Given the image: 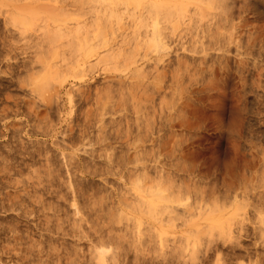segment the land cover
Listing matches in <instances>:
<instances>
[{"label":"rangeland","instance_id":"374dc122","mask_svg":"<svg viewBox=\"0 0 264 264\" xmlns=\"http://www.w3.org/2000/svg\"><path fill=\"white\" fill-rule=\"evenodd\" d=\"M152 1L0 0V8L6 6L0 9V264H264V0H218L219 6L212 0H155L168 1L164 8L173 11H166L169 20L159 14L167 19L166 26L161 20L166 40L137 45L131 37L119 50L123 56L95 60L94 47L117 50L128 41V25ZM28 104L40 110V121L29 116ZM127 122L135 128L127 130ZM81 124L92 139L100 125L111 131L105 140L111 150L116 144V160L131 154L121 160L125 166L115 157L105 161L108 147L88 145L99 150L83 154L76 139ZM69 141H76L74 148ZM27 148L40 150L37 163L26 160ZM40 179L44 189L30 186ZM46 186L59 194L45 193Z\"/></svg>","mask_w":264,"mask_h":264},{"label":"bare ground","instance_id":"6f19581e","mask_svg":"<svg viewBox=\"0 0 264 264\" xmlns=\"http://www.w3.org/2000/svg\"><path fill=\"white\" fill-rule=\"evenodd\" d=\"M22 1H23V0H22ZM199 1H200V0H199ZM208 1H209V0H208ZM212 1L214 2L215 5H218V4L221 5V4H220V1H219V3L216 4V2H218V0H212ZM2 2H3V1H2ZM107 2H108V1H107ZM110 2H111V1H110ZM167 2H168V1H167ZM167 2H166V1H165V2H164V1L161 2V1H155V0H154V2L152 1L151 3H147V5H145L146 10L144 11L146 14H139L137 17L134 18V20L132 21V23H130L131 25H130V26L128 25V29H130V31H131V32H130L131 35H129V34L126 33V35H129V36H128V37H129L128 41H126V39H123V40L121 39V40H122V41H120V42H121V45H120V46L118 45L119 47L116 46V49H117V50H114L115 48L113 49V46L111 47V45L108 46V48H107V46H106L105 48H107V50H106L105 48H103L104 51H105V52H103V53H102V51L99 52V50H103L101 47H99V48H100V49H99L98 46H97V48L99 49V50L97 49L98 52H97L96 48L94 47V48H93L94 51H92L93 53H92V52H91V53H92V55L95 54V55H93V57H94V56L96 57L95 60H97L98 62L103 60L102 62H104V59H105V58H110V57L113 58V55H114L115 53H117V52L119 53V52L121 51V48H123V47H122L123 44L125 45V44H128V43H129V40H131V37L133 38L132 40H133V41L135 42V44H137V45H138L140 42H144V41L147 42V43H148V42L150 43V40H153L154 38H157V37H161L160 39L163 41L164 38H166V36H165L166 34L164 35V30L166 29V31H167V28L163 27V24H164L165 26L168 24V23L166 24L165 21H164L166 18H164L165 16H164L163 13L165 12V15H166L167 19H168V17H170V15H167V14H166V11H167V10H165V8H164L165 5H167V4L169 3V2H168V3H167ZM213 2H212V3L210 2V3L213 4ZM221 2H222V1H221ZM4 3H5V2H4ZM124 3H126V2H124ZM166 3H167V4H166ZM203 3H204V1H203ZM206 3H207V2H206ZM206 3H205V4H206ZM1 4H2V3H0V5H1ZM23 4H24V3H23ZM119 4H120L121 6H123V9L121 8V6H120V8H121L122 10H124V9H125V8H124L125 5H124V4L122 5V3H119ZM174 4H175V3H173L172 5L174 6ZM110 5H111V4H110ZM169 5H171V4H169ZM176 5H177V4H175V6H176ZM206 5H207V4H206ZM219 5H218V6H219ZM222 5H223V3H222ZM239 5H240V4H239ZM19 6H20V5H19ZM21 6H22V4H21ZM107 6H108V5H107ZM114 6H116V4H115ZM175 6H174V7H175ZM181 6H182V5H181ZM2 7H5V9H6V6H5V5H3ZM2 7H1V8H2ZM22 7H23V6H22ZM104 7H105L106 10H108V8L111 7V6H108V8H107L106 5H105ZM170 7L172 8V6H170ZM170 7H169V8H170ZM176 7H177V6H176ZM194 7H195V6H194ZM208 7H209V6H208ZM1 8H0V9H1ZM12 8H13V7H12ZM14 8H15V7H14ZM17 8H18V6H17ZM111 8H112V7H111ZM111 8H109V10H110ZM115 8H116V7H115ZM115 8L113 7L112 9H115ZM118 8H119V7H118ZM120 8H119V9H120ZM169 8H168V6L166 7V9H168V10H169ZM203 8H204V7H203ZM215 8H216V7H215ZM222 8H223V7H222ZM5 9L3 8V10H5ZM20 9H21V7H20ZM24 9H25V8H24ZM112 9H111V10H112ZM176 9H177V8H176ZM178 9H179V7H178ZM196 9H197V7H196ZM217 9H218V8H217ZM228 9H229V8H228ZM16 10H17V9H16ZM27 10H30V9L27 8ZM32 10H33V9H32ZM111 10H110V11H111ZM163 10H164V11H163ZM172 10H173V9H172ZM197 10H198V9H197ZM202 10H203V9H202ZM204 10H205V9H204ZM214 10H215V9H214ZM220 10H221V9H220ZM223 10H224V8H223ZM223 10H222V11H223ZM114 11H115V10H114ZM117 11L119 12L120 10H117ZM161 11H162V12H161ZM174 11H175V10H174ZM178 11H179V10H178ZM194 11H195V10H194ZM198 11H199V10H198ZM216 11H217V10H216ZM4 12H5V11H4ZM7 12H8V11H7ZM18 12H19V11H18ZM160 12H161V14H163L164 17L161 16V15L159 16ZM167 12H168V11H167ZM191 12H192V11H191ZM120 13H121V12H120ZM142 13H143V12H142ZM170 13H171V11H170ZM170 13L168 12V14H170ZM176 13H177V12H176ZM5 14H6V13H5ZM32 14H33V12H32ZM118 14H119V13H118ZM171 14L173 15V11H172ZM203 14H205V13L203 12ZM227 14H228V13H227ZM172 15H171V16H172ZM178 15H179V14H178ZM192 15H193V14H192ZM5 16H7V15H5ZM119 16H120V14H119ZM175 16H176V15H175ZM182 16H183V15H182ZM200 16H201V15H200ZM203 16H204V15H203ZM215 16H216V15H215ZM19 17H21V16H19ZM19 17H18V19H19ZM31 17H32V16H31ZM159 17H160V18H159ZM179 17H180V16H179ZM195 17H197V16H195ZM201 17H202V16H201ZM225 17H226V16H225ZM4 18H5V17H4ZM29 18H30V17H29ZM32 18H33V17H32ZM162 18H164V20H163ZM180 18H181V17H180ZM183 18H184V17H183ZM197 18H198V17H197ZM212 18H213V17H212ZM27 19H28V18H27ZM101 19H102V18H101ZM167 19H166V21H167ZM176 19H177V16H176ZM193 19H194V18H193ZM96 20H98V19H96ZM99 20H100V19H99ZM104 20H105V18H104ZM106 20H107V19H106ZM106 20H105V21H106ZM161 20L164 21V22L162 21L163 24H162ZM168 20H169V19H168ZM183 20H184V19H183ZM194 20H195V19H194ZM57 21H58V20H57ZM178 21H179V20H178ZM191 21H192V19H191ZM198 21H200V20H198ZM219 21H220V20H219ZM59 22H60V21H59ZM169 22H170V21H169ZM174 22H175V21H174ZM176 22H177V21H176ZM187 22H188V21H187ZM228 22H229V21H228ZM56 23H58V22H56ZM100 23H101V22H100ZM110 23H111V22H110ZM181 23H182V22H181ZM189 24H190V22L188 23V25H189ZM191 24H193V23H191ZM199 24H200V23H199ZM227 24H228V23H227ZM57 25H58V24H57ZM102 25H103V24H102ZM188 25H187V26H188ZM103 26H104V25H103ZM109 26H111V25H109ZM192 26H195V27H196L197 25H196V23H195V25L193 24ZM209 26H210V25H209ZM81 27H82V26H81ZM98 27H99V26H98ZM200 27H201V26H200ZM204 27H205V26H204ZM218 27H219V26H218ZM75 28H76V27H75ZM82 28H83V27H82ZM90 28H91V27H90ZM95 28H97V27H95ZM95 28H94V29H95ZM141 28H143V30H142L143 32H142V33H140V30H139V29H141ZM190 28H193V27H190ZM54 29H58V28L55 27ZM73 29H74V28H73ZM91 29H92V28H91ZM211 29H212V28H211ZM219 29H220V28H219ZM52 30H53V28H52ZM71 30H72V29H71ZM197 30H198V29H197ZM221 30H222V29H221ZM78 31H79V30H78ZM126 31H127V30H126ZM187 31H188V30H187ZM187 31H186V32H187ZM189 31H191V30H189ZM211 31H212V30H211ZM52 32H53V31H52ZM81 32H82V31H81ZM91 32L93 33V30H92ZM94 32H95V30H94ZM221 32H222V31H221ZM85 33H86V32H85ZM88 33H89V32H88ZM96 33H97V32H96ZM98 33H99V32H98ZM128 33H129V32H128ZM132 33L137 34L138 37L141 35L140 38H141L142 40H139L140 38H138L137 36H136V37H137V38H136L137 40H136V39L134 40V36H135V35L132 36V35H133ZM190 33H191V32H190ZM222 33H223V32H222ZM51 34H52V33H51ZM58 34H59V33H58ZM90 34H91V33H90ZM90 34H89V35H90ZM124 34H125V31H124ZM46 35L48 36V34H46ZM76 35H77V33H76ZM87 35H88V34H87ZM89 35H88V36H89ZM91 35H92V34H91ZM97 35H98V34H97ZM126 35H122V38H126V37H127ZM168 35H170V34H168ZM194 35H195V34H194ZM223 35H224V34H223ZM88 36H87V37H88ZM92 36H93V35H92ZM92 36H90V37H92ZM95 36H96V34H95ZM95 36H94V37H95ZM99 36H100V35H98V37H99ZM101 36H102V35H101ZM105 36H106V35H104V37L102 36L103 38H101L100 40L105 39ZM108 36H109V35H108ZM123 36H125V37H123ZM162 36H163V37H162ZM164 36H165V37H164ZM219 36H220V35H219ZM94 37H93V39H94ZM48 38H49V37H48ZM74 38H75V37H74ZM88 38H89V37H88ZM99 38H100V37H99ZM99 38H98V39H99ZM106 38H107V36H106ZM193 38H194V37H193ZM46 39H47V38H46ZM52 39H53V38H52ZM76 39H77V38H76ZM90 39H91V38H90ZM191 39H192V38H191ZM197 39H198V38H197ZM56 40H57V39H56ZM78 40H79V39H78ZM111 40H112V39H111ZM165 40H166V39H165ZM165 40H164V41H165ZM167 40H168V39H167ZM194 40H195V39H194ZM79 41H80V40H79ZM90 41H91V40H90ZM102 41H103V43H104V40H102ZM100 42H101V41H100ZM105 42H106V41H105ZM81 43H82V42H81ZM81 43H79V44L81 45ZM90 43H91V42H90ZM101 43H102V42H101ZM107 43H110V42H109V38H108ZM114 43H115V42H114ZM156 43H157V42H156ZM185 43H186V42H185ZM195 43H196V42H195ZM92 44H93V42H92ZM117 44H118V43H117ZM163 44H164V42H163ZM93 45H94V44H93ZM104 45H106V44L104 43ZM104 45H103V46H104ZM128 45H130V43H129ZM81 46H82V45H81ZM95 46H96V44H95ZM101 46H102V45H101ZM103 46H102V47H103ZM165 46H166V45H165ZM88 47H89V46H88ZM109 47H111L112 49H111V48L109 49ZM114 47H115V46H114ZM76 49H77V48H76ZM80 49H81V50H82V49L85 50L83 47H82V48L80 47ZM108 49H109V50H108ZM81 50H80V52H81ZM95 50H96V51H95ZM119 50H120V51H119ZM184 50H185V49H184ZM86 51H87V50H86ZM122 51H123V50H122ZM125 51H126V50H125ZM88 52H89V49H88ZM52 53H53V52H52ZM120 53H121V55L123 54V52H120ZM125 53H126V52H125ZM125 53H124V54H125ZM53 54H54V53H53ZM76 54H77V53H76ZM87 54H89V53H87ZM201 54H202V53H201ZM206 54H207V53H206ZM54 55H55V54H54ZM85 55H86V53H85L83 56H85ZM89 55H91V54H89ZM92 55H91V56H92ZM114 56H115V55H114ZM119 56H120V54H119ZM119 56H118V58H119ZM122 56H123V55H122ZM53 57H54V56H53ZM77 57H78V56H77ZM81 57H82V56H81ZM86 57H88V56H86ZM51 58H52V57H51ZM75 58H76V57H75ZM83 58H84V57H83ZM112 58L109 59V62L112 61ZM122 58H123V57H122ZM63 59H64V58H63ZM78 59H79V58H78ZM124 59H125V57H124ZM124 59H123V61H124ZM87 60H88V59H87ZM176 60H177V58H176ZM176 60H175V61H176ZM114 61H116V57L114 58ZM123 61H122V62H123ZM156 61H157V60H156ZM177 61H178V60H177ZM64 62H65V61H64ZM185 62H186V61H185ZM86 63H87V62H86ZM178 63H179V62H178ZM75 64H76V66H77V63H75ZM176 64H177V63H176ZM185 64H186V63H185ZM56 65H57V64H56ZM86 65H87V64H86ZM187 65H188V64H186V66H187ZM83 66H84V64H83ZM47 67H48V66H47ZM54 67H55V66H54ZM80 67H81V66H80ZM45 68H46V67H45ZM182 68H183V67H182ZM194 68H196V67H194ZM52 69H53V72H55V69H54L53 67H52ZM52 69H51V70H52ZM56 69H57V67H56ZM48 70H49V69H48ZM183 70H186V69L183 68ZM192 70L194 71V69H192ZM201 70H202V69H201ZM199 71H200V70H199ZM50 72H51V71H50ZM143 72H144V71H143ZM178 72H179V71H178ZM18 73H19V72H18ZM44 73H46V72H44ZM144 73H145V72H144ZM171 73H172V72H171ZM191 73H192V72H191ZM194 73H195V72H194ZM10 74H11V73H10ZM46 74H48V72H47ZM55 74H56V72L53 73V75H55ZM160 74H161V73H160ZM186 74H187V73H186ZM51 75H52V74H51ZM144 75H145V74H144ZM153 75H154V74H153ZM169 75H170V74H169ZM172 75H173V74H172ZM196 75H197V74H196ZM196 75H195V76H196ZM146 76H147V75H146ZM159 76H160V75H159ZM173 76H174V75H173ZM191 76H192V75H191ZM161 77H162V76H161ZM171 77H172V76H171ZM181 77H182V75H181ZM193 77H194V76H193ZM40 78H41V77H40ZM159 78H160V77H159ZM44 79H45V78H44ZM46 79H47V78H46ZM160 79H161V78H160ZM160 79H159V80H160ZM170 79H171V78H170ZM175 79H176V77H175ZM179 79H180V78H179ZM181 79H182V78H181ZM38 80L40 81L39 77H38ZM38 80H37V81L34 80V82L36 81V85L38 84V83H37ZM173 81H174V80H173ZM189 81H190V80H189ZM193 81H194V80H193ZM43 82H44V81H43ZM43 82H42V83H43ZM40 83H41V82H40ZM42 83H41V85H42ZM45 83H46V82H45ZM140 83H141V82H140ZM148 83H149V82H148ZM148 83H147V84H148ZM161 83H162V81H161ZM175 83H176V82H175ZM43 84H44V83H43ZM144 84H145V83H144ZM149 84H150V83H149ZM177 84H179V83H177ZM186 84H188V83H186ZM209 84H210V83H209ZM36 85H35V86H36ZM141 85H142V84H141ZM159 86H160V88H162L161 85H159ZM177 86H178V85H177ZM184 86H185V85H183V87H184ZM21 87H22V86H21ZM120 87H121V86H120ZM153 87H154V86H153ZM166 87H167V86H166ZM33 88H34V87H33ZM155 88H156V90H157V87H155ZM155 88H154V89H155ZM168 89H169V88H168ZM176 89H177V88H176ZM179 89H180V88H179ZM181 89H182V87H181ZM107 90H108V88H107ZM165 90H166V89H165ZM184 90H186V89H184ZM104 91H105V90H104ZM158 91H159V90H158ZM161 91H162V90H161ZM169 91H171V90H169ZM173 91H174V90H173ZM177 91H178V90H177ZM182 91H183V90H182ZM96 92H97V91H96ZM154 92H155V91H154ZM165 92H167V91H165ZM183 92H184V91H183ZM179 93H180V92H179ZM184 94H185V93H184ZM160 95H161V94H160ZM179 95H180V94H179ZM179 95H176V96H179ZM147 96H148V95H147ZM150 96H151V95H150ZM171 96H172V95H171ZM189 96H190V95H189ZM163 97H164V95H163ZM185 97H186V96H185ZM7 98H8V97H7ZM56 98H57V97H56ZM59 98H60V97H59ZM78 98H79V97H78ZM181 98H182V97H181ZM96 99H97V98H96ZM151 99H153V98L151 97ZM157 99H158V98H157ZM6 100H7V99H6ZM168 100H169V99H168ZM69 101H70V100H69ZM161 101H162V100H161ZM55 102H57V101H55ZM159 102H160V101H159ZM29 103H30V102H29ZM60 103H61V102H60ZM83 103H84V102H83ZM174 103H175V102H174ZM151 104H152V103H151ZM14 105H15V104H14ZM16 105H17V104H16ZM16 105H15V106H16ZM29 105L31 106V104H28V107H27V108H29V109H27V113L29 114V116L31 115V116H33V118H36V119H37V117L39 116V111H40V110H39V111H37L38 109H37V110H32V109H34L35 107L33 108V106H32V107L30 108ZM33 105H34V104H33ZM160 105L162 106V104H160ZM183 105H184V104H183ZM45 106H46V105H45ZM50 106H51V105H50ZM55 106H56V105H55ZM45 108H49V107H45ZM50 108H51V107H50ZM56 108H57V107H56ZM58 108H59V107H58ZM1 109H2V108H1ZM25 109H26V108H25ZM191 109H192V108H191ZM29 110H30V112H29ZM57 110H59V109H56V111H57ZM168 110H169V109H168ZM44 112H45V111H44ZM46 112H47V111H46ZM172 112H173V111H172ZM49 113H50V112H49ZM169 113H170V112H169ZM28 114H27V115H28ZM40 114H41V112H40ZM47 114H48V112H47ZM57 114H58V113H57ZM171 114H172V113H171ZM58 115H59V114H58ZM31 116H30V117H31ZM47 117H48V116H47ZM38 119H39V118H38ZM38 119H37V120H38ZM49 119H50V118H49ZM130 119H131V118H130ZM133 119H134V118H133ZM37 120H36V121H37ZM40 120H41V119H39V121H40ZM84 120H85V119H84ZM87 120H88V119H87ZM100 120H101V119H100ZM134 120H135V119H134ZM138 120H139V119H138ZM182 120H183V119H182ZM187 120H188V119H187ZM78 121H79V120H78ZM82 121H83V120H82ZM82 121H81V122H82ZM85 121H86V120H85ZM85 121H83V122H85ZM120 121H121V120H120ZM130 121H131V120H130ZM150 121H151V120H150ZM0 122H1V121H0ZM135 122H136V121H135ZM135 122H134V123H135ZM160 122H161V121H160ZM21 123H22V121H21ZM85 123H86V125L88 124L87 121H86ZM85 123H84V124H85ZM144 123H145V122H144ZM152 123H154V122H152ZM156 123H157V122H156ZM21 125H23V124H21ZM140 125H141V124H140ZM145 125H146V124H145ZM159 125H160V124H159ZM3 126H4V125H3ZM25 126H26V125H24V127H25ZM81 126H82V124H81L79 127H81ZM100 126H101V125H100ZM100 126H98V129H97V130H98V131H97L98 133H96V138L94 137V139L90 138V136H89L90 133H88V134L86 133L85 129H86V127H87V128H89V127H88V126H85V125L81 127V130H80L81 133H80L79 135L77 134L78 138H76L75 135H74V138H76V139L78 140L77 142H80V143H81L80 145H82V147H83V148H82V151H81L83 154H89V155L91 154V155H90V157H91V156H92V153L95 152V151H98L99 149H100V150H101V149L105 150V149H107V147H108V149H107L108 151L106 150V153H108V152L111 150V149H109V144H108V142L106 141V140H109V136H110V134H111V131H110L109 134H106V133H105V130H103L104 128H101L102 126H101V127H100ZM125 126H126V125H125ZM127 126H128V128H126V129L128 130L129 127H130L131 125H129V123L127 122ZM143 126H144V125H143ZM157 126H158V125H157ZM165 126H166V125H165ZM16 127H17V126H16ZM21 127H22V126H21ZM113 127H114V126H113ZM136 127H137V124H136ZM141 127H142V126H141ZM5 128H6V127H5ZM131 128H132V127H130V129H131ZM134 128H135V127H134ZM134 128H132V129H134ZM145 128H146L145 126H144V129H143V127H142V130L144 131ZM147 128H148V126H147ZM158 128H159V127H158ZM160 128H161V126H160ZM160 128H159V129H160ZM15 129H16V128H15ZM19 129L22 130L21 128H19ZM19 129H18V130H19ZM132 129H131V130H132ZM136 129H137V128H136ZM136 129H135V130H136ZM161 129H162V128H161ZM138 130H139V131H142L141 129H138ZM12 131H13V133H15L14 131H17V129H16V130L13 129ZM80 131H79V132H80ZM108 131H109V130H108ZM116 131H117V130H116ZM139 131H136L137 134L135 133L137 136H138V132H139ZM145 131H146V130H145ZM165 131H166V130H165ZM19 132H20V131H19ZM25 132L27 133L28 131H25ZM114 132H115V131H114ZM118 132L120 133V131H118ZM124 132H125V131H123V135H124ZM7 133H8V132H7ZM11 133H12V132H11ZM16 133H17V132H16ZM16 133H15V134H16ZM107 133H108V132H107ZM130 133H131V132H130ZM142 133H143L144 136H145V133H144V132H142ZM69 134H70V133H69ZM104 134H105V135H104ZM114 134L117 135V136H119V137H121V138H124V136H121L122 133H121V135H118L117 133H114ZM114 134H112V135H114ZM139 134H141V133H139ZM18 135H20V133H19ZM26 135H27V134H26ZM112 135H111V136H112ZM128 135H129V133H128ZM130 135L132 136L133 134H130ZM158 135H159V134H158ZM158 135H157V136H158ZM94 136H95V135H94ZM107 136H108V138H107ZM133 136H134V135H133ZM146 136H147V135H146ZM91 137H92V136H91ZM125 137H126V138H125L124 140L126 141L127 138H128V136L126 135ZM129 137H130V136H129ZM158 137H159V136H158ZM106 138H107V139H106ZM121 138H120V139H121ZM136 138H140V137H136ZM151 138H152V137H151ZM70 139H71V141L73 140L72 138H70ZM76 139H75V140H76ZM105 139H106V140H105ZM112 139H113V137H112ZM112 139H111V141H112ZM130 139H131V138H130ZM177 139H178V138H177ZM92 140H93V141L95 140V142H93V144H91V143H92ZM118 140H119V139H118ZM132 140H133V137H132L131 141H132ZM134 140H135V139H134ZM134 140H133V141H134ZM138 140H140V139H138ZM153 140H154V139H153ZM84 141H85V143H84ZM131 141H130V142H131ZM155 141H156V140H155ZM162 141H163V140H162ZM165 141H167V140H165ZM179 141H180V140H179ZM69 142H70V141H69ZM75 142H76V141H74V142H72V143L70 142V143H71L72 146H73V145H74L73 143H75ZM109 142H110V141H109ZM114 142H115V141H114ZM136 142H137V141H136ZM136 142H135V143H136ZM159 142H160V139H159L158 143H159ZM126 143H127V142H126ZM152 143H153V141H152ZM94 144H95L96 146L98 145V147H100V148H99L98 150H97V148H92V149H90V150H89V149H86V148H87L86 146L89 145V146L92 147V146H94ZM112 144H113V143H112ZM117 144H118V143H117ZM124 144H125V143H124ZM128 144H129V143H128ZM128 144H127V145H128ZM65 145H66V144H65ZM115 145H116V144H114V146H115ZM120 145H121V147H122V144H120ZM127 145H126V146H127ZM130 145H132V143H130ZM158 145H159V144H158ZM163 145H164V144H163ZM43 146H44V145H43ZM55 146H56V145H55ZM68 146H70V145H66V147H68ZM74 146H75V145H74ZM74 146H73L72 148H74ZM114 146L111 145V148H113V149H112L113 152H112V150H111V151L108 153V155H106L105 151L103 152L104 155L106 156V158L108 159V160H105L106 162H108L111 158L113 159V158L116 156V154H115V153H116V152H115L116 148H114ZM124 146H125V145H124ZM124 146H123V147H124ZM128 146H129V145H128ZM159 146H160V145H159ZM62 147H63V146H62ZM70 147H71V146H70ZM115 147H116V146H115ZM123 147H122V149H123ZM129 147H130V146H129ZM133 147H134V144H133ZM172 147H173V146H172ZM58 148H59V147H58ZM119 148H120V146H119ZM134 148H135V147H134ZM134 148H133V149H134ZM20 149H21V148H20ZM122 149H121V150H122ZM125 149H126V148H125ZM137 149H138V148H137ZM164 149H165V148H164ZM37 150H38V149H35V150H31V151H35V152H29V150H28V148H27V150L25 149L26 153H27V151H28L27 155H26V156H25L24 154H23V155L25 156L26 160L28 159V160H30V161H33L32 163H34V161L36 162V160H33L34 157H35V155H37L38 157H39V155H41L40 150H38V151H37ZM50 150H51V149H50ZM72 150H73V149H72ZM76 150H77V149H76ZM118 150H119V149H118ZM126 150H130V149H126ZM126 150H125V151H126ZM20 151H21V150H20ZM25 151H23V152H25ZM116 151H117V150H116ZM119 151H120V150H119ZM130 151H131V150H130ZM136 151H137V150H136ZM49 152H50V151H49ZM49 152H48V153H49ZM61 152H62V151H61ZM79 152H80V151H79ZM88 152H89V153H88ZM90 152H92V153H90ZM100 152H101V151H100ZM111 152H112V153H111ZM121 152H122V151H121ZM48 153H47V154H48ZM63 153H64V152H63ZM63 153H62V155H63ZM98 153H99V152H98ZM101 153H102V152H101ZM110 153H111V154H110ZM127 153H130V152H127ZM127 153H125L126 155H125L124 157H123V155H122V154H124V152H122V154H117L118 156L123 157L122 159L120 158V161L123 160V161L125 162V161H129V160H130V155H131V154H127ZM133 153L135 154V150H134ZM138 153H139V152H138ZM134 154H132V156H133ZM139 154H140V153H139ZM172 154H173V153H172ZM20 155H21V153H20ZM94 155H95V154H94ZM112 155H113V156H112ZM141 155H142V154H141ZM144 155H145V154H144ZM14 156H15V155H14ZM18 156H19V155H18ZM52 156H53V154H52ZM67 156L69 157V155H67ZM67 156H66V157H67ZM71 156H72V155H71ZM73 156H74V154H73ZM98 156L100 157L101 155H98ZM98 156H97V157H98ZM137 156H138V155H137ZM137 156H136V157H137ZM21 157H22V156H21ZM40 157H41V156H40ZM64 157H65V156H64ZM64 157H63V158H64ZM68 157H67V158H68ZM95 157H96V156H95ZM97 157H96V159H98ZM116 157H117V156H116ZM116 157L114 158V161L116 160ZM46 158H47V157H46ZM67 158H66V159H67ZM70 158H71V157H70ZM83 158H84V157H83ZM83 158H82L81 160H83ZM92 158H93V157H92ZM92 158H91V160H92ZM152 158H153V157H152ZM152 158H151V159H152ZM12 159H13V158H12ZM16 159H17V158H16ZM21 159H22V158H21ZM40 159H41V158H40ZM64 159H65V158H64ZM101 159H102V158H101ZM104 159H105V157H104ZM112 159H111V161H113ZM117 159H119V157H118ZM132 159H134V157H133ZM7 160H8V159H7ZM22 160H23V159H22ZM26 160H25V162H23L24 166H25V163H27ZM38 160H39V159H38ZM70 160H71V159H70ZM135 160H136V159H135ZM135 160H132V162L135 161ZM141 160H142V159H141ZM141 160H140V162H141ZM30 161H29V162H30ZM111 161H110V163H111ZM116 161H119V160H116ZM120 161H119V162H120ZM37 162H38V161H37ZM37 162H36V163H37ZM46 162H47V161H46ZM67 162H68V161H67ZM135 162H137V161H135ZM135 162H134V163H135ZM155 162H156V161H155ZM48 163H50V162H49V159H48ZM108 163H109V162H108ZM110 163H109V164H110ZM117 163H118V162H117ZM121 163H123V162L121 161ZM121 163H120V165H121ZM128 163L130 164L131 162H128ZM15 164H16V163H15ZM44 164H46V163H44ZM66 164H67V163H66ZM112 164H114V163H112ZM125 164H126V163H125ZM125 164L123 163L124 166H125ZM131 164H132V163H131ZM139 164H140V163H139ZM6 165H7V164H6ZM6 165H5V167H6L5 169L7 170L8 167H7ZM9 165H10V167H13V166H14V165L12 166V164H10V163H9ZM9 165H8V166H9ZM28 165H29V164H28ZM103 165H104V164H103ZM116 165H117V164H115V166H116ZM118 165H119V164H118ZM132 165H133V164H132ZM140 165H141V164H140ZM47 166H48V165H47ZM67 166H68V165H67ZM115 166H113V168H114ZM18 167H19V166H18ZM20 167H21V166H20ZM20 167H19V168H20ZM22 167H23V166H22ZM117 167H118V166H117ZM117 167H116V168H117ZM121 167H123V166L121 165ZM23 168H24V167H23ZM25 168H26V166H25ZM28 168H29V167H28ZM31 168H32V167H31ZM126 168H127V167H126ZM135 168H136V167H135ZM187 168H188V167H187ZM5 169H3V170H5ZM21 169H22V168H21ZM117 169H118V168H117ZM8 170H10V168H9ZM15 170L17 171V169H15ZM23 170H24V169H23ZM47 170H48V169H47ZM120 170H121V169H120ZM120 170H119V171H120ZM127 170H128V169H127ZM129 170H131V169H129ZM0 171H2V170H0ZM29 171H30V170H29ZM106 171H107V170H106ZM121 171H122V170H121ZM131 171H132V170H131ZM131 171H130V172H131ZM2 172H4V171H2ZM17 172H18V171H17ZM109 172H110V171H109ZM113 172H114V171H113ZM130 172H128V173H130ZM253 172H254V171H253ZM255 172H256V171H255ZM5 173H6V172H5ZM96 173H97V172H96ZM100 173H101V172H100ZM110 173H111V172H110ZM117 173H118V172H116V174H117ZM125 173H126V172H125ZM14 174H17V173H14ZM44 174H45V173H44ZM122 174H123V173H122ZM134 174H135V173H134ZM145 174H146V173H145ZM243 174H244V173H243ZM7 175H8V174H7ZM32 175H33V174H32ZM112 175H113V174H112ZM141 175H142V174H141ZM141 175H140V176H141ZM143 175H144V174H143ZM253 175H254V174H253ZM9 176H10V175H9ZM49 176H50V175H49ZM242 176H243V175H242ZM248 176H249V175H248ZM248 176H247V177H248ZM71 177H72V176H71ZM122 177H123V176H122ZM122 177H120V178H122ZM244 177H245V176H244ZM249 177H250V176H249ZM127 178L129 179V177H127ZM103 179H104V178H103ZM136 179H137V178H136ZM251 179H252V177H251ZM251 179H250V180H251ZM49 180H51V178H49ZM49 180H47V182H48ZM52 180H54L53 177H52ZM52 180H51V181H52ZM70 180H71V179H70ZM122 180H123V179H122ZM151 180H152V179H151ZM151 180H150V181H151ZM43 181H44V180H43ZM45 181H46V180H45ZM54 181H55V180H54ZM54 181H53V182H54ZM71 181H72V180H71ZM71 181H70V183H71ZM133 181H134V180H133ZM10 182H11V181H10ZM49 182H50V181H49ZM117 182H118V181H117ZM136 182H137V181H136ZM141 182H142V181H141ZM247 182H248V181H247ZM41 183H42V182H41V179H40V181L38 180L36 183H32L30 186L33 187V186H35V184H36V185L38 184V186H39ZM51 183H52V182H50V185H51ZM65 183H66V182H65ZM134 183H135V182H134ZM0 184H1V183H0ZM52 184H53V183H52ZM66 184H67V183H66ZM72 184H73V183H72ZM72 184H71V185H72ZM142 184H143V183H142ZM55 185H56V184H55ZM71 185H69V183H68L67 188H66V187H65V188H66V189H69L68 187L71 186ZM143 185H144V184H143ZM161 185H162V184H161ZM161 185H160V186H161ZM38 186H37V187H38ZM41 186H42V187H40V186H39V187H40L41 189H42V188L44 189V184L41 185ZM52 186H54V185H52ZM130 186H131V185H130ZM146 186L148 187V185H146ZM150 186H151V185H150ZM134 187H135V185H134ZM134 187H132L133 190L136 189V192H137V188H136V187H138V186H136L135 188H134ZM152 187H153V186H152ZM157 187H158V186H157ZM161 187H162V186H161ZM164 187H165V184H164ZM168 187H169V186H168ZM165 188H166V187H165ZM30 189H31V188H30ZM38 189H39V188H38ZM38 189H36V191H34V192H37ZM41 189H39V190H41ZM47 189H48V186L45 187V193H48L47 191H49V189H51V186H50V188H49L48 190H47ZM116 189H117V188H116ZM119 189H120V188H119ZM138 189H139V188H138ZM158 189H159V188H158ZM158 189H157V191H159V190L162 189V188H160L159 190H158ZM163 189H164V188H163ZM163 189H162V191H160V193L163 192ZM170 189H171V188H170ZM262 189H264V188H262ZM39 190H38V191H39ZM69 190L71 191V188H70ZM73 190H76V189H73ZM88 190H89V189H88ZM91 190H92V189H91ZM129 190H130V189H128V191H129ZM149 190H150V188H149ZM174 190H175V188H174ZM25 191H26V190H25ZM27 191H28V189H27ZM32 191H33V189H32ZM42 191H44V190H42ZM50 191H51V190H50ZM50 191H49V192H50ZM52 191H53L54 194L57 192V191L54 192V190H52ZM52 191H51V192H52ZM59 191H60V190H59ZM67 191H68V190H67ZM76 191H77V190H76ZM92 191H93V190H92ZM144 191H145V190H144ZM28 192H29V191H28ZM150 192H151V191H150ZM168 192H170V191H168ZM177 192H178V191H177ZM248 192H249V191H248ZM53 193H50V195H52ZM76 193H77V192H76ZM155 193H156V190H155ZM155 193H153V194H155ZM14 194H15V193H14ZM54 194H53L52 196H54V198H55L56 195L59 194V193H56V195H54ZM66 194H67V193H66ZM100 194H101V193H100ZM100 194H99V195H100ZM115 194L117 195V193H115ZM115 194H114V195H115ZM123 194H124V193H123ZM137 194H138V193H137ZM142 194H143V193H142ZM151 194H152V193H151ZM156 194H157V193H156ZM162 194H164V193H162ZM166 194H167V193H166ZM181 194H182V193H181ZM5 195H6V194H5ZM28 195H30V194H28ZM28 195H27V197H28ZM48 195H49V194H48ZM118 195H119V194H118ZM129 195H130V194H129ZM149 195H150V194H149ZM157 195H158V194H157ZM171 195H172V194H171ZM173 195H174V194H173ZM177 195H178V194H177ZM104 196H105V195H104ZM140 196H141V195H140ZM175 196H176V194H175ZM175 196L172 197V198H175ZM242 196H243V195H242ZM244 196H245V195H244ZM29 197H30V196H29ZM38 197H39V196H37V199H38ZM58 197H59V198H63V197H60L59 195H58ZM58 197H56V198H58ZM64 197H65V196H64ZM74 197H75V196H74ZM99 197H100V196H99ZM99 197H98V198H99ZM101 197H102V196H101ZM116 197L118 198L119 196H116ZM123 197H124V195H123ZM8 198H9V197H8ZM14 198H16V197H14ZM24 198H25V197H24ZM24 198H23V199H24ZM30 198H31V197H30ZM35 198H36V196H35ZM52 198H53V197H52ZM72 198H73V197H72ZM87 198H88V197H87ZM93 198H94V197H93ZM106 198H107V197H106ZM112 198H113V196H112ZM114 198H115V197H114ZM131 198H132V197H131ZM139 198H140V197H139ZM146 198H147V197H146ZM150 198H151V197H150ZM166 198H167V197H166ZM172 198H171V199H172ZM177 198H178V197H177ZM115 199H116V198H115ZM118 199H119V198H118ZM162 199H163V198H162ZM235 199H236V198H235ZM246 199H247V198H246ZM18 200H19V199H18ZM56 200H57V199H56ZM74 200H75V198H74ZM110 200H111V199H110ZM116 200H117V199H116ZM126 200H127V199H126ZM134 200H135V199H134ZM145 200H146V199H145ZM165 200H166V199H165ZM168 200H169V199H168ZM114 201H115V200H114ZM114 201H113V202H114ZM118 201H119V200H117V202H118ZM120 201H121V200H120ZM138 201H140V200H138ZM175 201H176V200H175ZM177 201H178V200H177ZM235 201H236V200H235ZM240 201H241V200H240ZM256 201H257V200H256ZM35 202H36V201H35ZM123 202H124V203L126 202V203H125V205H126L127 202H129V200H127V201H124V200H123ZM156 202H157V201H156ZM166 202H167V201H166ZM168 202H169V201H168ZM173 202H174V200H173ZM236 202H237V201H236ZM241 202H242V201H241ZM241 202H240V203H241ZM249 202H250V201H249ZM70 203H71V202H70ZM114 203H115V202H114ZM121 203H122V202H121ZM121 203H120V204H121ZM145 203H146V202H145ZM145 203H144V204H145ZM154 203H155V202H153V205H154ZM204 203H205V202H204ZM244 203H245V201H244ZM244 203H243V204H244ZM251 203H252V202H251ZM14 204H15V202H14L13 204H11L10 206H13ZM120 204H118V205H120ZM129 204H130V203H128V205H129ZM157 204H158V203H156V205H157ZM164 204H166V203H164ZM164 204H163V205H164ZM228 204H229V203H228ZM234 204H235V203H234ZM148 205H149V203H148ZM150 205H151V204H150ZM158 205H159V204H158ZM161 205H162V204H161ZM167 205H168V204H167ZM211 205H212V204H211ZM220 205H222V204H220ZM223 205H224V204H223ZM223 205H222V206H223ZM240 205H241V204H240ZM120 206H121V205H120ZM123 206H124V205H123ZM131 206H132V204H131ZM133 206H134V205H133ZM203 206H204V205H203ZM234 206H235V205H234ZM236 206H237V205H236ZM242 206H243V205H242ZM244 206H245V205H244ZM251 206H252V205H251ZM13 207H14V206H13ZM73 207H74V206H73ZM127 207H128V206H127ZM137 207H139V204H138ZM149 207H150V206H149ZM149 207H148V209H149ZM154 207H156V206H154ZM237 207H238V206H237ZM258 207H259V206H258ZM19 208H20V207H19ZM25 208H26V207H25ZM77 208H78V207H77ZM113 208H114V207H113ZM116 208H117V207H116ZM123 208H124V207H123ZM135 208H136V207H135ZM140 208H141V207H140ZM151 208L154 209L152 206L150 207V209H151ZM156 208H158V207H156ZM243 208H244V207H243ZM243 208H242V209H243ZM145 209H147V207H146ZM158 209H159V208H158ZM168 209H170V208H168ZM207 209H208V208H207ZM222 209H223V207H222ZM224 209H225V208H224ZM237 209H239V208H237ZM16 210H17V209H16ZM40 210H41V209H40ZM48 210H49V209H48ZM164 210H166V209H164ZM202 210H203V209H202ZM209 210H210V209H209ZM233 210H234V209H233ZM126 211H127V210H126ZM137 211H138V209H137ZM139 211H140V210H139ZM162 211H163V210H162ZM220 211H221V210H220ZM220 211H219V212H220ZM223 211H224V210H223ZM223 211H222V213H223ZM225 211H226V210H225ZM253 211H254V210H253ZM258 211H259V210H258ZM76 212H77V211H76ZM118 212H119V211H118ZM140 212H141V211H140ZM143 212H144V210L142 211V213H143ZM149 212H150V211H149ZM152 212H155V210H154V211L152 210ZM152 212H151V213H152ZM156 212H157V211H156ZM167 212H168V211H167ZM201 212H202V211H201ZM219 212H218V213H219ZM102 213H103V212H102ZM121 213H122V212H121ZM146 213H148V210H147ZM207 213H208V212H207ZM212 213H213V211H212ZM234 213H235V212H234ZM52 214L54 215V213H52ZM76 214H77V213H76ZM143 214H144V213H143ZM160 214H162V213L160 212ZM231 214H232V213H231ZM231 214L229 213L230 216H231ZM257 214H258V212H257ZM108 215H109V214H108ZM124 215H125V214H124ZM124 215H123V216H124ZM146 215H148V214H146ZM154 215H155V214H154ZM205 215H206V214H205ZM232 215H233V214H232ZM235 215H237V213H236ZM262 215H264V213H262ZM31 216H32V215H31ZM50 216H51V215H50ZM50 216H49V217H50ZM105 216H107V215H105ZM105 216H103V217H105ZM109 216H111V215H109ZM109 216H108V217H109ZM150 216H152V215L150 214ZM74 217H75V216H74ZM124 217H125V216H124ZM261 217H262V216H261ZM38 218H39V217H38ZM99 218H100V216H99ZM110 218H111V217H110ZM110 218H109V219H110ZM156 218H157V217H156ZM156 218H155V220H156ZM206 218H207V217H206ZM229 218H230V217H229ZM229 218H228V219H229ZM262 218H264V217H262ZM104 219H106V218H104ZM151 219H152V218H151ZM228 219H227V220H228ZM45 220H47V219H45ZM237 220H238V219H237ZM127 221H128V220H127ZM140 221H141V220H140ZM203 222H204V220H203ZM207 222H208V221H207ZM216 222H217V221H216ZM228 222H229V221H228ZM36 223H37V222H36ZM117 223H118V222H117ZM225 223L227 224V222H225ZM119 224H120V223H119ZM221 224H222V223H221ZM240 224H241V223H240ZM72 225H73V224H72ZM206 225H207V224H206ZM212 225H213V224H212ZM228 225H229V224H228ZM255 225H256V224H255ZM103 226H104V225H103ZM202 226H204V225H202ZM217 226H220V225H217ZM223 226H224V225H223ZM73 227H74V226H73ZM147 227L149 228V226H147ZM199 227H200V226H199ZM239 227H240V226H239ZM54 228H55V227H54ZM96 228H97V227H96ZM120 228H121V227H120ZM155 228H156V227H155ZM155 228H154V229H155ZM214 228H215V226H214ZM214 228H213V229H214ZM226 228H227V227H226ZM76 229H78V228H76ZM213 229H212V230H213ZM216 229H218V228L216 227ZM216 229H214L213 231H215ZM221 229L223 230L222 226H221ZM257 229H258V227H257ZM262 229H264V228H262ZM0 230H1V229H0ZM70 230H72V229H70ZM74 230H75V229H74ZM89 230H90V229H89ZM150 230H151V229H150ZM152 230H153V229H152ZM155 230H156V229H155ZM193 230H194V229H193ZM222 230H221L220 234L222 233ZM226 230H227V229H226ZM228 230H229V228H228ZM228 230H227V232H228ZM255 230H256V229H255ZM10 231H11V229H10ZM12 231H14V229H13ZM80 231H81V230H80ZM80 231H79V233H80ZM137 231H138V230H137ZM137 231H136V232H137ZM189 231H190V230H189ZM200 231H201V233L205 234V233H204V232H205L204 230H203V231L200 230ZM200 231H198V232H200ZM219 231H220V230H219ZM219 231H218V232H219ZM243 231H244V230H243ZM14 232H16V231H14ZM145 232H146V231H145ZM195 232H196V231H195ZM198 232H197V233H198ZM240 232H241V231H240ZM240 232H239V233H240ZM261 232H262V230H261ZM261 232H259V233H261ZM8 233H9V232H8ZM134 233H135V231H134ZM142 233H143V232H142ZM159 233H160V232H159ZM162 233H163V232H162ZM183 233L185 234V232H183ZM189 233H191V232H189ZM201 233H200L199 235H201ZM206 233H207V230H206ZM223 233H224V231H223ZM9 234H10V233H9ZM48 234H50V233H48ZM117 234H118V233H117ZM151 234H152V233H151ZM192 234H193V233H192ZM203 234H202V235H203ZM207 234H208V233H207ZM211 234H212V233H211ZM131 235H132V234H131ZM139 235H141L140 232H139ZM161 235H162V234H161ZM161 235H160V236H161ZM205 235H206V234H205ZM205 235H204V236H205ZM229 235H230V234H229ZM1 236H2V235H1ZM82 236H83V235H82ZM84 236H85V235H84ZM137 236H138V235H137ZM160 236H158V237H160ZM163 236H164V235H163ZM167 236H168V235H167ZM221 236H223V235H221ZM117 237H118V236H117ZM158 237H157V238H158ZM175 237H176V236H175ZM192 237H194V236H192ZM192 237H191V238H192ZM0 238H1V237H0ZM3 238H4V237H3ZM29 238H30V237H29ZM137 238H138V237H137ZM160 238H161V237H160ZM163 238H164V237H163ZM182 238H183V237H182ZM195 238H196V237H195ZM8 239H9V238H8ZM125 239H126V238H125ZM185 239H186V238H185ZM187 239H188V238H187ZM187 239H186V242H187ZM196 239H197V238H196ZM206 239H207V238H206ZM12 240H13V239H12ZM146 240H147V239H146ZM131 241H132V240H131ZM160 241H161V240H160ZM184 241H185V240H184ZM193 241H194V240H193ZM193 241H192V242H193ZM197 241H198V240H197ZM203 241H204V239H203ZM13 242H14V241H13ZM162 242H163V241H162ZM199 242H200V241H199ZM50 243H51V242H50ZM137 243H138V242H137ZM157 243H158V242H157ZM184 243H185V242H184ZM187 243H188V242H187ZM194 243H195V242H194ZM238 243H239V242H238ZM52 244H53V243H52ZM197 244H198V243H197ZM131 245H133V244H131ZM135 245H136V244H135ZM160 245H161V244H160ZM16 246H17V245H16ZM18 246H19V245H18ZM178 246H179V245H178ZM186 246H187V245H186ZM206 246H207V244H206ZM27 247H28V246H27ZM49 247H50V246H49ZM59 247H60V246H59ZM51 248H52V247H51ZM17 249H19V247H18ZM21 249H22V248H21ZM29 249H30V248H29ZM99 249H100V248H99ZM143 249H144V248H143ZM148 249H149V248H148ZM3 250H4V247H3ZM15 250H16V249H15ZM6 251H7V250H6ZM11 251H12V250H11ZM16 251H17V250H16ZM18 251H19V250H18ZM50 251H51V250H50ZM52 251H53V250H52ZM57 251H58V250H57ZM182 251H183V250H182ZM28 252H29V251H28ZM37 252H38V251H37ZM41 252H42V251H41ZM38 253L40 254V252H38ZM46 253H47V252H46ZM72 253H73V252H72ZM95 253H96V252H95ZM178 253H180V252H178ZM20 254H21V253H20ZM52 254H53V253H52ZM75 254H76V252H75ZM129 254H130V253H129ZM13 255H15V253H14ZM97 255H98V253H97ZM104 255H105V254H104ZM113 255H114V254H113ZM147 255H148V254H147ZM54 256H55V255H54ZM14 257H15V256H14ZM23 257H24V256H23ZM46 257H49V256H46ZM51 257H52V256H51ZM92 257H93V255H92ZM96 257H97V256H96ZM112 257H113V256H112ZM149 257H150V256H149ZM19 258H20V257H19ZM102 258H103V257H102ZM20 259L23 260L22 257H21ZM96 259H97V258H96ZM118 259H119V258H118ZM56 260H57V259H56ZM99 260H102V259H99ZM104 260H105V259H104ZM15 261H16V260H15ZM15 261H14V262H15ZM58 261H59V260H58ZM58 261H56V262H58ZM84 261H85V260H84ZM102 261H103V260H102ZM115 261H116V260H115ZM260 261H262V260H260ZM0 262H1V260H0ZM21 262H22V261H21ZM97 262H98V261H97ZM103 262H104V261H103ZM103 262H102V264H103ZM12 263H13V262H12ZM17 263H18V262H17ZM23 263H24V262H23ZM23 263H22V264H23ZM37 263H38V262H37ZM107 263H108V262H107ZM107 263H106V264H107ZM259 263H260V262H259ZM15 264H16V263H15ZM40 264H45V263L42 262V263H40ZM48 264H49V263H48ZM50 264H51V263H50ZM57 264H59V263H57ZM97 264H98V263H97ZM99 264H100V263H99ZM260 264H261V263H260Z\"/></svg>","mask_w":264,"mask_h":264}]
</instances>
